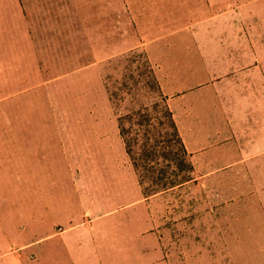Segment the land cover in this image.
<instances>
[{"label":"rangeland","instance_id":"1","mask_svg":"<svg viewBox=\"0 0 264 264\" xmlns=\"http://www.w3.org/2000/svg\"><path fill=\"white\" fill-rule=\"evenodd\" d=\"M127 4L0 0L1 153L15 123L17 154L37 145L40 161L28 166L44 173L27 177L21 161L16 178H1L0 264H264L262 99L220 113L219 83L198 82L212 84L199 116L227 127L201 131L205 153L187 154L182 169L173 142L169 157L158 148L149 158L141 145L127 155L118 117L156 100L147 51L189 21L131 17ZM164 176L175 187L153 194ZM35 183L41 193L25 192Z\"/></svg>","mask_w":264,"mask_h":264},{"label":"crops","instance_id":"2","mask_svg":"<svg viewBox=\"0 0 264 264\" xmlns=\"http://www.w3.org/2000/svg\"><path fill=\"white\" fill-rule=\"evenodd\" d=\"M105 1L131 2L132 6L129 7L127 4V10L134 12L131 17L135 18H169L172 19V23H181L182 20L189 19L188 24L173 28L167 33L169 38H172L171 44L155 46L147 53L150 55L149 62L160 67L158 74L155 73L158 82L160 83L158 76L163 77V81H167L169 89L172 90L169 92V97L163 93V89L162 93L168 99V108L186 152L192 160L199 159L209 147L208 142L204 141L206 137L200 136L201 131L216 130V136H219L220 132L217 133V131L227 129L223 121L216 128L211 126L212 123L208 117L199 116L201 107L206 108V111L203 110L202 113L207 114L205 106L207 103L202 100L204 99L202 90L204 87L210 88L212 84L198 89L195 84L202 81L219 83L217 92L219 104L215 103L211 106L216 110L218 108L219 112L224 114V107H227L229 113L234 114L236 112L234 108L241 107L239 105L241 99H250V101L242 100V107L250 104L258 105L259 99H264V90H261V87H264V0ZM142 3H150L152 6L147 7L141 5ZM143 47L146 48L145 43L139 45V48ZM198 92L202 94L197 96ZM262 100L260 105L264 107ZM260 120L264 123L263 118ZM117 123L120 139L128 155L118 119ZM8 126L7 153L2 155L0 149V183L1 178L6 176L9 182L11 177H17V163L21 161L27 162L24 168L20 167L26 171L27 177L43 178L41 166L37 168L28 166L30 161H40L35 148L37 145L30 144L29 152L25 155L21 153L19 156L17 125L10 123ZM33 127L34 125H30L29 128ZM192 131L197 132L190 136ZM4 140L6 141L5 138ZM1 143L0 139V145ZM250 146L251 144L248 147ZM263 149L264 147L259 151ZM36 183L27 184L24 187L25 192L41 193L42 190L38 189L40 184ZM8 189L9 194L12 191L17 192L16 186L13 187L11 184L8 185ZM5 190L0 186V193H5ZM0 200L3 203L7 202V199Z\"/></svg>","mask_w":264,"mask_h":264},{"label":"trees","instance_id":"3","mask_svg":"<svg viewBox=\"0 0 264 264\" xmlns=\"http://www.w3.org/2000/svg\"><path fill=\"white\" fill-rule=\"evenodd\" d=\"M145 62L149 71V87L152 93H155L156 100L150 105L141 103L138 109L128 110V112L118 117L119 128L126 144L127 153L128 155H134V147L141 145L144 155L149 158H155V156L158 157L156 154L159 151H157L158 148L163 151L169 150L170 152L171 146L174 143V147H178L181 156L179 165L182 169L185 166H189L188 163L185 164L187 157L186 149L179 135L172 113L168 108L167 99L162 94L160 84L156 79L154 71L147 59ZM113 99L114 98L111 97L112 101ZM170 129L173 130L172 135H168V130ZM169 152L167 153V151H165V156L169 157ZM136 157L137 155H135L134 158L136 159ZM171 165L172 162L169 166ZM160 178V181L166 182V180H168L166 176ZM164 184L165 185H162L160 189H155L153 194L175 187L174 182L169 184V181H167Z\"/></svg>","mask_w":264,"mask_h":264}]
</instances>
